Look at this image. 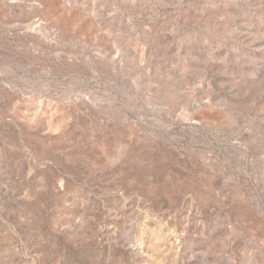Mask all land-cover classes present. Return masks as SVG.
Listing matches in <instances>:
<instances>
[{"label": "rangeland", "instance_id": "374dc122", "mask_svg": "<svg viewBox=\"0 0 264 264\" xmlns=\"http://www.w3.org/2000/svg\"><path fill=\"white\" fill-rule=\"evenodd\" d=\"M0 264H264V0H0Z\"/></svg>", "mask_w": 264, "mask_h": 264}]
</instances>
